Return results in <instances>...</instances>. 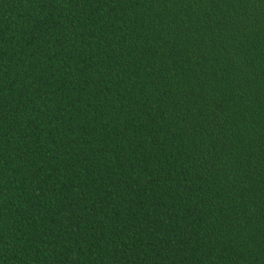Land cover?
Returning <instances> with one entry per match:
<instances>
[{
	"label": "trees",
	"instance_id": "1",
	"mask_svg": "<svg viewBox=\"0 0 264 264\" xmlns=\"http://www.w3.org/2000/svg\"><path fill=\"white\" fill-rule=\"evenodd\" d=\"M0 264H264V0H0Z\"/></svg>",
	"mask_w": 264,
	"mask_h": 264
}]
</instances>
